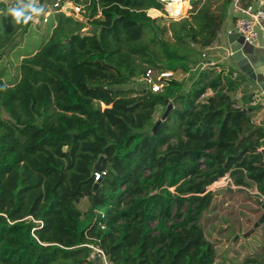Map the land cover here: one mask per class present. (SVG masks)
<instances>
[{
  "label": "trees",
  "instance_id": "trees-1",
  "mask_svg": "<svg viewBox=\"0 0 264 264\" xmlns=\"http://www.w3.org/2000/svg\"><path fill=\"white\" fill-rule=\"evenodd\" d=\"M67 2L83 20L57 7L19 79L0 75V264H101L88 245L111 264H214L202 224L209 187L230 174L264 196V128L253 123L262 106L236 108L233 97L250 78L210 65L187 90L176 78L160 93L127 86L148 69L188 74L203 64L228 10L192 0L176 21L148 16L166 14L162 0H39L44 12ZM10 5L0 1V61L33 23H16ZM170 105L153 133L156 109ZM101 156L107 175L96 187Z\"/></svg>",
  "mask_w": 264,
  "mask_h": 264
},
{
  "label": "rangeland",
  "instance_id": "rangeland-1",
  "mask_svg": "<svg viewBox=\"0 0 264 264\" xmlns=\"http://www.w3.org/2000/svg\"><path fill=\"white\" fill-rule=\"evenodd\" d=\"M3 1V0H0ZM16 1V0H15ZM202 3L199 5L202 6L206 0H201ZM172 3V2H171ZM169 7V5H167ZM212 6L214 12L218 15L224 13V11L230 7L229 0H212ZM12 6L10 5V8ZM42 8V7H41ZM51 10L56 9L55 7H51ZM193 8L192 2L189 0L184 1L182 4V8L179 9L178 12L174 14L171 9L165 10L166 14L158 11L155 15L150 14L148 12V16L152 18L164 17L166 20H181L183 18L190 16V11ZM170 12V13H169ZM44 9L43 12L39 15H32V25L29 27L26 34L22 35L19 33L16 37L15 44L8 48L5 51L3 59L0 61V75H2L3 80L8 84L14 83L20 77L19 65L21 60L25 57H28L34 52L39 51L42 46L48 41L52 33V26L54 21L52 18H48L49 21L43 22L44 18ZM81 16V15H80ZM77 17V16H75ZM80 20H83L82 16L77 17ZM220 55L223 59L220 64L221 67H224L227 64V67H232L229 59H225V52L223 50H219ZM218 51V52H219ZM202 53H208L207 49L203 50ZM204 60L203 57L200 58V61ZM228 62V63H227ZM229 64V65H228ZM202 64L195 66L188 74L176 73L174 78L179 81H183L185 84V89L187 90L189 86L192 84V81L197 76V73L202 68ZM241 86L238 91L233 95L234 99L239 101L241 104H246L244 98H249L251 96V91L248 86H252V81L250 79L241 80ZM249 84H245V83ZM127 88H136L138 91H142L145 89V85L139 81L138 79L131 82ZM247 88V89H244ZM214 93L212 91H208L204 97V100L212 97ZM241 95L239 98L237 96ZM101 107L104 109L106 105L102 104ZM165 107H158L156 109L154 123H157L162 119V116L166 112ZM262 109L258 111L253 116L254 124L258 125L263 117L260 115ZM256 125V126H257ZM152 127H149V131H151ZM176 138L172 139V142H175ZM205 168V166H203ZM147 174V173H146ZM232 178V177H231ZM233 183L229 184L226 187L217 188L213 185L209 187V190L215 192V196L212 199V204L209 210L204 214L202 219V224L205 230V234L207 238L215 245V249L217 254H219L220 258L224 257L225 259H229V256L232 255V252L236 255L233 257L232 264H243L244 259L237 261L236 259L244 256L246 254L247 249L245 248L244 242L248 240H252L255 247H250L257 254H264V225L259 226L258 228H254V224L260 219L263 211L257 205L254 200L255 196L264 197L257 189L256 185H250L248 187L237 186L232 178ZM252 184V183H251ZM231 187L234 189L233 193H224L219 194V191L222 188ZM174 190V189H173ZM79 208L86 212L89 207V202L87 198L82 199L79 204ZM156 223H152L151 226L154 227ZM242 243L239 247L238 245ZM259 245V246H258ZM229 255V256H228ZM264 262V261H263ZM261 262L260 264H263ZM223 263H227L223 260ZM222 264V263H220ZM228 264V263H227Z\"/></svg>",
  "mask_w": 264,
  "mask_h": 264
},
{
  "label": "built area",
  "instance_id": "built-area-1",
  "mask_svg": "<svg viewBox=\"0 0 264 264\" xmlns=\"http://www.w3.org/2000/svg\"><path fill=\"white\" fill-rule=\"evenodd\" d=\"M173 0H162L165 3V10H167V5L170 4ZM184 1V0H182ZM190 2L192 0H189ZM233 6V9L236 13H239L240 16L235 20V31L239 33L243 38L245 44L250 46H259L260 39L264 38V0H258V5H246L244 0H229ZM34 7H40L39 0H35ZM60 7L64 13L68 15H73L71 13V9H74L77 15H80L84 12L81 6H75L72 3H66L65 5L56 4L55 8ZM50 11V10H49ZM46 12L44 18L42 19L43 22H48V18L50 17V12ZM168 11V10H167ZM170 13V12H169ZM33 20V18H32ZM207 56L204 53L203 59H206ZM204 67L210 66L208 62H204L202 64ZM174 72L170 71H157L154 69H148L145 74L139 78L138 80L141 81L145 85V89L150 90L153 93H160L164 90L165 86L168 85V80L174 79ZM233 77L238 78L239 74L237 71L233 72ZM242 81L240 82V86ZM245 83V82H244ZM249 84V83H245ZM252 86H248L249 90L251 91V100L246 104L238 103L236 108H244L245 106H258L264 105V91L262 88L254 83H250ZM244 88V89H247ZM205 96H203L204 99ZM254 123V122H253ZM261 125V124H260ZM260 151L264 152V146L260 149ZM107 175V170L95 171L93 174L95 183H99L102 179ZM233 180L230 174L225 175L218 181L214 183V186L217 188L226 187L229 184H232ZM104 217V214L102 213ZM102 229H105L106 226L104 224H100ZM88 247L94 249V252L98 255L96 258L100 260L101 264H111L109 257L107 254L99 247L94 245H88Z\"/></svg>",
  "mask_w": 264,
  "mask_h": 264
},
{
  "label": "water",
  "instance_id": "water-1",
  "mask_svg": "<svg viewBox=\"0 0 264 264\" xmlns=\"http://www.w3.org/2000/svg\"><path fill=\"white\" fill-rule=\"evenodd\" d=\"M70 11L73 14V16L81 17L80 15H77L75 13L74 9H71ZM228 45L230 49V54L228 59L232 67H234V72L237 71L238 74L239 72H241L242 74L246 75L251 80L257 82L258 85L264 91V51L258 53L257 56L258 62L254 61L253 53L257 51H253L254 46L245 44L244 38L236 31H232L228 34ZM208 64H211V62H208ZM171 109H172V105H170L167 108L166 112L162 116V119L159 120L157 124L154 126L153 133L157 132L158 127L167 118ZM104 158H105L104 156H101L100 159L95 163L94 171L102 170ZM99 185L100 183H97L96 187H99ZM233 192L234 189L228 187V188H222L219 191V194L233 193ZM254 200L263 211L260 219L254 224V228H258L259 226L264 225V197L255 196ZM96 260H98V258H96Z\"/></svg>",
  "mask_w": 264,
  "mask_h": 264
},
{
  "label": "crops",
  "instance_id": "crops-1",
  "mask_svg": "<svg viewBox=\"0 0 264 264\" xmlns=\"http://www.w3.org/2000/svg\"><path fill=\"white\" fill-rule=\"evenodd\" d=\"M257 2H258V0H244V3L246 5H250L251 4V5L256 6V5H258ZM39 8H41V7H39ZM229 8H230V10H229ZM229 8H228L229 17H228L227 21L225 22V25L223 27V31L219 35L217 43L212 48L207 49L208 53H205L207 58L204 59V62H211V65H217L216 71L217 72L224 71L225 75H227L230 72V68H232V67H227V64L224 67H221V66L218 65V64H220V62L223 61L219 50H223V49H224V51L226 50V52H225L226 55L224 57V60L225 59L227 60L228 57H229V54H230V49H229V45H228V34L230 32H232V31H235V18L240 16L239 13H236L234 11L233 6H232L231 3H230V7ZM51 9L52 8H49V10H50L49 11L50 12L49 19L52 18L53 10H55V9H53V10H51ZM59 11L63 12L62 9L59 10ZM45 13L46 12H44V14ZM55 25H56V23H55ZM253 51H257V52L253 53V55H254L253 56V60L258 62V57H257L258 53H261V52L264 51V38L263 37L260 39L259 46L253 47ZM36 52H34V53H36ZM252 83H254L255 85H257L259 87L257 82L252 81ZM240 96L241 95H239L237 97L239 98ZM238 103H240V102L238 101ZM263 104H264V99H263ZM260 106H262V112H261L260 115L263 117V119L261 120V122L258 125L257 124L256 125L258 127L264 128V105H260ZM256 113H258V111ZM255 244H253L252 240L245 241L244 245H245V248L247 249L246 254H244V256H241L240 258H238L236 260L239 261L241 259H244L242 261V262H244L243 264H260L261 262H263L264 261V254H262V255L257 254L252 249L250 251V247H253V246L255 247ZM241 245H242V243H240L238 246L240 247ZM231 252H232V255H230V256L228 255L229 259H225L224 257H222V259H221L219 254H217V258H216L214 264H220V263L225 264V263H223V260L226 261L228 264H232V260L231 259H233V257L236 256V255L233 253V251H231ZM263 264H264V262H263Z\"/></svg>",
  "mask_w": 264,
  "mask_h": 264
},
{
  "label": "clouds",
  "instance_id": "clouds-1",
  "mask_svg": "<svg viewBox=\"0 0 264 264\" xmlns=\"http://www.w3.org/2000/svg\"><path fill=\"white\" fill-rule=\"evenodd\" d=\"M35 0H16V5L10 9V14L16 23H27L32 19V15H39L42 8L34 7Z\"/></svg>",
  "mask_w": 264,
  "mask_h": 264
},
{
  "label": "bare ground",
  "instance_id": "bare-ground-1",
  "mask_svg": "<svg viewBox=\"0 0 264 264\" xmlns=\"http://www.w3.org/2000/svg\"><path fill=\"white\" fill-rule=\"evenodd\" d=\"M184 1H182V0H173L172 3L170 2L172 9H177L179 7L182 8V4H183Z\"/></svg>",
  "mask_w": 264,
  "mask_h": 264
}]
</instances>
